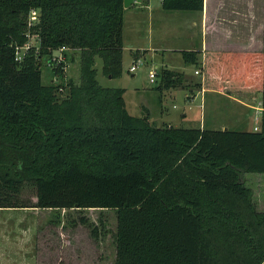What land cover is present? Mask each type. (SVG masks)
I'll return each instance as SVG.
<instances>
[{
	"label": "trees",
	"instance_id": "trees-1",
	"mask_svg": "<svg viewBox=\"0 0 264 264\" xmlns=\"http://www.w3.org/2000/svg\"><path fill=\"white\" fill-rule=\"evenodd\" d=\"M204 2L162 7L202 13ZM32 10L40 46L19 63ZM124 12V0H0V209L114 210L115 264H264V211L244 179L264 174V51L181 52L199 90L261 96L259 131L155 127L97 80V58L107 77L123 73ZM62 47L80 54L65 98L40 70ZM160 76L164 89L180 82ZM27 185L35 205L18 201Z\"/></svg>",
	"mask_w": 264,
	"mask_h": 264
},
{
	"label": "rangeland",
	"instance_id": "rangeland-1",
	"mask_svg": "<svg viewBox=\"0 0 264 264\" xmlns=\"http://www.w3.org/2000/svg\"><path fill=\"white\" fill-rule=\"evenodd\" d=\"M134 5L124 12L126 48L123 51L122 75L117 79L107 77L103 73L101 59L96 61L100 85L125 90L124 100L129 115L137 118L147 116L149 122L159 128L204 129L213 121L214 130H222L223 124V130L243 132L254 131L260 126V122L255 120L260 113L256 107L247 110L231 100L220 99L209 101L206 109L205 100L197 94L200 90L196 83L200 77L196 75L194 66L185 64L178 50H200V12L167 11L162 7V0H142V3ZM226 5L246 12L238 15L245 21H241L242 27H235L237 35L242 38L250 36L254 49L259 48V42H263L264 48V0H226ZM253 5L257 8L256 14L247 13L248 7ZM33 25L28 16L24 30L27 41L22 46L17 45L24 53L19 63L33 52L38 53L40 40ZM150 43L158 51L134 53L128 48L132 45L148 46ZM65 54V62L59 66H50L48 57L40 59L43 84L54 87L63 84L59 92L61 98L68 94L66 84L69 81L76 85L81 82L80 54L71 50ZM59 55L56 50L52 58ZM202 60L200 55L199 61ZM132 66L137 67L136 72H130ZM163 70L180 75L176 88L162 87L160 73ZM150 71L158 73L154 84L150 82ZM252 97V94L245 95L246 100ZM255 98L261 100L259 94ZM256 103L252 105L256 106ZM211 111L217 116H213ZM244 179L245 185L253 190L257 210L264 211V174L247 173ZM18 201L23 205H35L36 189L25 186ZM28 228H36L39 234L24 238L9 234L16 229ZM3 231L8 234H0V255H8L13 261L16 259V263L9 261L4 264H34L37 258L39 264H115L116 261L117 214L114 210L1 209L0 232Z\"/></svg>",
	"mask_w": 264,
	"mask_h": 264
},
{
	"label": "crops",
	"instance_id": "crops-1",
	"mask_svg": "<svg viewBox=\"0 0 264 264\" xmlns=\"http://www.w3.org/2000/svg\"><path fill=\"white\" fill-rule=\"evenodd\" d=\"M136 4V3H135ZM135 6V5H133ZM132 7V6H131ZM148 9L150 10V6H148ZM154 10H152L153 13ZM245 11V10H244ZM239 8L233 6V5H226V0H205L204 2V11L201 14V28H202V43L200 46V50H178L181 52L183 51H207V50H220V51H253V52H261L264 51L263 48V42H259V48H252L251 39L250 36L246 38L239 37L236 33L235 27H240L241 21H245V19H241L238 17L239 14L246 13ZM257 12V8L255 5L252 7H248L247 13H255ZM242 27V26H241ZM125 45V44H124ZM148 47V48H147ZM124 48H126L124 46ZM133 51L134 53L138 52H147V51H158L155 46H153L151 43L148 46H138V45H132L128 47ZM198 95L203 97V100H205L206 103V109L207 105L210 102L220 100V99H228L231 100L234 103H237L239 106H241L244 109L253 110L255 107L256 109H259V112H262L261 108V100H257L256 106L252 105L253 100H246L239 95H227L224 92L221 91H215V90H200L197 92ZM197 96V95H196ZM195 96V98H196ZM193 99V98H192ZM210 101V102H209ZM213 116H217L216 113L211 111ZM186 117V114L184 115ZM206 127H209L208 130H214L213 127H215L214 121L210 124L208 123L207 126L204 127V129H207ZM224 124L222 126V130L224 129ZM27 209V208H25ZM37 209V208H34ZM1 210V209H0ZM3 210V209H2ZM7 210V209H5ZM0 234H8L6 231L0 232ZM9 234H15L18 238H24V237H30L31 235L39 234L37 229H19L14 230L13 232H10ZM32 237V236H31ZM4 259V260H3ZM10 257L7 255H0V264H4L7 262L16 263L13 260H9ZM8 260V261H6ZM34 264H39V258L36 259V262Z\"/></svg>",
	"mask_w": 264,
	"mask_h": 264
},
{
	"label": "built area",
	"instance_id": "built-area-1",
	"mask_svg": "<svg viewBox=\"0 0 264 264\" xmlns=\"http://www.w3.org/2000/svg\"><path fill=\"white\" fill-rule=\"evenodd\" d=\"M39 17H40L39 16V12L37 10H32L29 13V18H30L32 24H34V25H36V23L38 22ZM22 50H23L22 47H19V46L15 47V55H16V61L17 62H21L23 60L24 53H23ZM67 50H69V49L66 48V47L60 48L58 50L60 52V55L55 57L54 59L51 58V60L49 61V65L50 66H52V65H58V66L62 65L65 62V56H66L65 52ZM139 63H141V61H139ZM136 70H137L136 66H132L130 68V72H136ZM195 73H196V75H198L199 71H195ZM149 77H150V82L152 84H154L156 82L157 77H158L157 71H150ZM260 117H261V112L259 113V115H257L255 120L257 122H260ZM259 130H260V126H257V127L254 128V131H259Z\"/></svg>",
	"mask_w": 264,
	"mask_h": 264
},
{
	"label": "water",
	"instance_id": "water-1",
	"mask_svg": "<svg viewBox=\"0 0 264 264\" xmlns=\"http://www.w3.org/2000/svg\"><path fill=\"white\" fill-rule=\"evenodd\" d=\"M135 3H142V0H124V9H128L129 7L133 6ZM41 15L42 13H39V16Z\"/></svg>",
	"mask_w": 264,
	"mask_h": 264
}]
</instances>
